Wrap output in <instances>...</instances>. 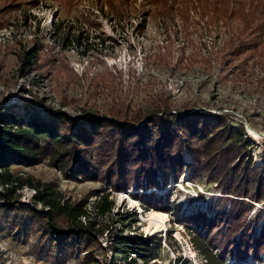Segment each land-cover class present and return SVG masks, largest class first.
<instances>
[{"label": "trees", "instance_id": "16d2710c", "mask_svg": "<svg viewBox=\"0 0 264 264\" xmlns=\"http://www.w3.org/2000/svg\"><path fill=\"white\" fill-rule=\"evenodd\" d=\"M48 1L68 12L75 0ZM135 2L89 0L81 18L92 25L93 10L100 19L111 15L124 22L135 11ZM19 8L24 14L25 0H0V23ZM136 11L138 32L149 17L159 18L165 30L173 28L176 19L184 35L189 33L190 13L212 27L219 20H237L219 43H209L201 59L223 80L232 63L264 49V0H140ZM53 25L54 30L61 26L57 21ZM37 44L20 54L18 76L37 71L44 77L46 68L55 69L53 59L41 58ZM251 144L242 124L231 118L192 106L175 114L165 99L144 107L115 104L103 115L85 110L71 116L50 108L47 118L25 121L0 107V231L15 241L36 243L47 256L76 258L81 264H149L160 245L154 235L129 238L117 231L101 247L97 240L107 229L97 231L92 221H83L88 216L84 202L64 200L49 183L22 178L13 170L45 164L63 179L99 183L100 191L90 193L97 197L93 208L99 217L111 215L110 192L129 190L141 210L170 213L173 187L166 186L184 176L189 183L203 180L217 194L205 211L177 219L200 264H242L248 258L264 264V165L253 163ZM23 186L34 191L31 206L17 200L16 191ZM130 215V223H137L136 214ZM174 264L191 263L178 256Z\"/></svg>", "mask_w": 264, "mask_h": 264}, {"label": "rangeland", "instance_id": "374dc122", "mask_svg": "<svg viewBox=\"0 0 264 264\" xmlns=\"http://www.w3.org/2000/svg\"><path fill=\"white\" fill-rule=\"evenodd\" d=\"M25 1L24 14V9L19 8L0 23V107L4 111L15 112L25 121L34 116L47 118L50 108L71 116H80L85 110L103 115L115 104L144 107L165 99L175 114L192 106L242 124L252 142L249 151L253 163L264 165V49L249 59L232 63L227 69V80L201 62L209 43H219L226 28L236 27L237 20H219L212 27L206 26L205 18H193L190 13L188 37L176 19L174 27L165 30L157 17L146 19L142 32H138L136 7L140 0H136L135 11L131 8L124 22L111 15L100 19L92 10V25L81 18L89 0L73 1L68 12L48 0H36L35 4L33 0ZM55 21L61 25L58 30H54ZM36 43L41 58L53 59L55 69L46 68L49 73L44 77L37 71L18 76L20 54L30 51ZM183 157L187 159L186 154ZM13 173L49 183L71 203L84 202L88 216L83 221H92L97 231H109L98 237L101 247L108 235L117 231L129 238L154 235L160 245L155 250L156 259L149 264H174L178 256L191 264L202 262L189 242L187 230L177 219L197 209L205 211L217 195L203 180L189 183L183 176L175 184L169 181L166 189L173 187L168 197L172 204L170 213L153 208L141 210L139 202L130 195L134 192L129 190L110 192L108 199L114 204L111 215L99 217L93 208L97 197L90 194L100 191L99 183L63 179L45 164L18 168ZM16 193L19 203L32 205L31 188L23 186ZM155 195L164 197L165 192L156 191ZM35 208L40 209V205ZM132 212L138 220L133 225ZM154 214L160 215L162 222L150 229ZM39 247L31 241H15L6 231H0V264H81L76 258L47 256ZM261 258L264 259V252ZM241 263L259 264L249 258Z\"/></svg>", "mask_w": 264, "mask_h": 264}, {"label": "bare ground", "instance_id": "6f19581e", "mask_svg": "<svg viewBox=\"0 0 264 264\" xmlns=\"http://www.w3.org/2000/svg\"><path fill=\"white\" fill-rule=\"evenodd\" d=\"M162 218L158 214H154L152 219L149 221V228H156L161 225Z\"/></svg>", "mask_w": 264, "mask_h": 264}]
</instances>
